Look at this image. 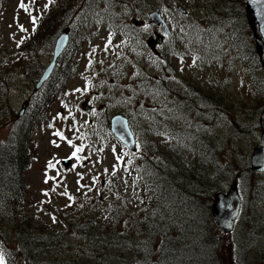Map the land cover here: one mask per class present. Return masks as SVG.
I'll list each match as a JSON object with an SVG mask.
<instances>
[{
	"label": "rangeland",
	"instance_id": "rangeland-1",
	"mask_svg": "<svg viewBox=\"0 0 264 264\" xmlns=\"http://www.w3.org/2000/svg\"><path fill=\"white\" fill-rule=\"evenodd\" d=\"M23 2L28 11L19 7L21 0H0V143L18 119L21 104L28 105L33 97L46 99L39 112L47 124L28 136L33 155L22 174L26 192L21 205L0 203V249H10V264H143L147 234L142 222L153 203L136 170L144 153L150 164L167 169L179 184L181 176H195L196 166L212 187L225 190L236 180L241 216L224 237L228 245L220 243L227 249L218 252L217 264H264V199L252 196L251 183L264 171L245 169L239 178L240 170H235L238 165L249 167L252 149L264 132V83L256 75L259 70L264 76V54L257 55L250 28L242 29V11H229V0H142L134 12H127L128 6L122 11L117 7L115 13H127L133 22L145 21L143 31L135 27L136 40L128 44L109 30L107 14L101 11L104 4L94 3L86 13L97 16L82 29L92 35L76 44L79 49L68 60L72 74L65 77V65L59 66L50 86L57 84L48 86L52 93L59 87L68 91L50 95L46 88L38 94L33 89L60 30L59 0ZM179 6L186 9L184 17ZM225 8L230 13L220 15ZM153 12L167 23L169 17V26L183 20L173 30L184 47L173 55L157 56L139 47L142 34L145 42L160 38L155 35L158 28L146 22ZM33 16L40 19L35 31ZM227 24L235 26L231 37L223 30ZM194 27L200 32L189 39ZM229 39L241 52L228 44ZM212 41V49L205 50ZM207 95L214 101L212 114L204 113ZM171 100L179 108L165 105ZM116 113L127 117L135 133V151H128L109 131L107 120ZM244 122L246 133L237 128ZM205 140L212 148L202 155L199 147ZM77 147L82 150L73 156ZM67 158L70 163L62 161ZM213 173L220 176L209 178ZM259 181L264 185V176ZM19 224L61 241L34 258L14 253L11 240ZM154 240L155 247L159 238ZM140 245L137 256L135 246Z\"/></svg>",
	"mask_w": 264,
	"mask_h": 264
},
{
	"label": "trees",
	"instance_id": "trees-1",
	"mask_svg": "<svg viewBox=\"0 0 264 264\" xmlns=\"http://www.w3.org/2000/svg\"><path fill=\"white\" fill-rule=\"evenodd\" d=\"M141 0H113L114 7H126L128 6L131 11H135L136 2L139 5ZM102 0H96L94 3H102ZM230 10L233 14L238 9L242 11V29L248 28V20L245 17V2L241 0L237 4L234 0H229ZM90 3L88 5H93ZM105 3V2H104ZM58 8V7H57ZM241 8H244V12ZM226 8L220 15L229 14L225 12ZM207 14H209L207 12ZM222 29V28H221ZM235 29L233 24L224 25V31L228 32V36L231 37ZM200 29L192 28L188 38H192L194 33H199ZM78 39H83L84 35L81 31H76ZM236 52H241L235 48V42L232 39L227 40ZM213 41L210 43L213 46ZM181 45L178 44L172 47L169 52L174 53ZM184 46V45H183ZM76 51L75 48L70 47L65 49L63 53V71L65 77L72 74V70L68 66V60H70L71 54ZM56 65L54 71L58 68ZM42 72V69L40 70ZM63 74V73H62ZM257 77L262 78L264 83V76L260 71L257 72ZM63 87H59L55 93L65 94ZM41 90L38 91V93ZM47 93H52L46 89ZM37 93V94H38ZM46 99L33 97L29 101V105L25 110V114L28 115L31 120V126L24 123H20L18 126H14L9 129L5 140L0 143V203L3 205L16 204L21 205V197L25 193V184L23 182L22 174L29 166L31 155L28 154L29 147H27L28 136L34 127L46 125L44 119L40 115V108ZM210 112L213 110L214 101L211 100ZM242 108L236 106V109ZM244 108V107H243ZM246 109V108H245ZM244 113V112H243ZM244 123H239L237 128H240L241 132L246 133ZM258 127L263 128L262 121H260ZM254 130V129H252ZM251 130V131H252ZM205 144L199 148L202 151V155H205L211 148L212 144L209 140H205ZM143 148V145H142ZM214 150L213 152H215ZM146 153L142 155L140 163L136 167L138 175L147 186L150 193L153 195V203L150 211H146L143 227L146 228V240L143 244L144 260L143 264H217L218 252L224 250L226 247L220 246V243L228 245L224 241V235L217 229L210 212L213 196L216 192L221 191V187L217 188L207 182V178L203 176L198 166L195 167V176L187 179L185 176H181V184L176 183L167 169H162L158 164H150L147 159ZM201 158V157H200ZM214 161V158H212ZM244 164V163H243ZM241 164V165H243ZM152 165V166H151ZM228 167L224 169L227 170ZM239 169V174H244V170L250 168L245 165L237 166L235 170ZM230 172V170H229ZM228 172V173H229ZM218 178L220 174L209 175V178ZM258 176V177H257ZM252 177L251 183L253 184L252 196L258 200L264 199V185L259 180L264 175H257ZM241 176L239 175V178ZM175 183V184H174ZM20 199V201H19ZM259 219L258 217H256ZM20 222V221H19ZM22 221L21 223H23ZM37 232V230H36ZM34 232L27 228L26 225H17L16 236L14 240H11L14 248V253L24 254L26 257L34 258L38 253H48L51 249L57 246L61 240L49 239L52 236L49 234L44 235L42 232ZM159 240L156 246H153L156 237ZM39 238V240H38ZM37 239V240H36ZM43 239V240H41ZM154 241V242H153ZM234 240H232V244ZM3 246L0 244V248ZM134 247V246H133ZM139 247L135 246L137 256L140 255ZM153 248V249H152ZM10 252V249L7 248ZM227 249V248H226ZM4 252L5 264L9 262V252ZM154 257L153 260H149L150 257ZM49 264V263H47Z\"/></svg>",
	"mask_w": 264,
	"mask_h": 264
},
{
	"label": "water",
	"instance_id": "water-1",
	"mask_svg": "<svg viewBox=\"0 0 264 264\" xmlns=\"http://www.w3.org/2000/svg\"><path fill=\"white\" fill-rule=\"evenodd\" d=\"M259 7V5L252 4L251 0H246V11L248 14L252 15L249 18V25L255 41V48L258 55H262V53H264V39L258 38L254 29L256 20L255 13ZM150 18L155 23H159L162 20L157 12H153V14L151 13ZM67 32L68 29H65L57 38L53 50V60L39 78L35 89H37L51 73L56 57L66 46ZM111 130L113 134L126 146L132 150L135 149L134 136L128 127L127 119L125 117L115 115L111 119ZM250 169L255 172L264 171V132L261 133L260 144L255 146L252 150V155L250 157ZM240 205L241 197L238 192L236 181H232L226 191H218L214 194L210 212L217 228L222 233H227L232 230L240 211Z\"/></svg>",
	"mask_w": 264,
	"mask_h": 264
},
{
	"label": "flooded vegetation",
	"instance_id": "flooded-vegetation-1",
	"mask_svg": "<svg viewBox=\"0 0 264 264\" xmlns=\"http://www.w3.org/2000/svg\"><path fill=\"white\" fill-rule=\"evenodd\" d=\"M96 0H59V5H58V17H59V32L62 29L68 28L69 29V39H68V43H73L76 41V36L77 34L74 32V30H81V27L83 29H88L89 28V24L91 23L92 25V20L93 18H95L97 16V14L95 13L94 16L93 15H88L86 13V11L89 9H92V6H89L88 4L90 3H94ZM104 1V8H101V11L108 17V20L111 19V16H113L115 19H117V27L116 29H119V31L125 32L126 35V43H133L135 42V39L137 36L134 35V33H131V37L132 39H130L128 33L126 32V30L131 27L132 30H134V27L138 28V31H143L140 28H145V21L141 20L140 24L137 26H132L134 24L133 21H131L130 15L127 13H115L114 12V4L113 1L111 0H102ZM180 9V10H179ZM178 10L180 11V13H182V17H184V14L186 13V9L185 8H181L180 6L178 7ZM168 23L170 24V20L169 17L167 19ZM177 21V22H175ZM171 23V33L170 34H165L163 33V27L161 25H155L156 28H158V33L157 34H162V41L161 43H155L152 42L150 45L147 44V41L145 42V38L144 35L142 34L141 37L138 39V43H139V47H141L142 50H145V48H147L148 50H153L155 51V54L157 56H161L164 55V52L168 51L169 49L172 48L173 45H178V38L181 37V35H177L176 32H174L173 30V25L175 23L180 24L183 20H175ZM97 24V21H95ZM131 22V23H130ZM143 22V23H142ZM151 23V22H149ZM153 24V23H151ZM112 29V25L109 26ZM123 31H122V30ZM58 32V33H59ZM91 35V32H89L88 36L86 38H88ZM150 39V37L148 38ZM147 39V40H148ZM181 45V44H180ZM183 46V45H181ZM138 47V48H139ZM184 47V46H183ZM140 49V48H139ZM159 49V50H158ZM62 58L61 60L59 59L58 62H56V64H59V66H62ZM166 100H168V98H166ZM160 103V102H159ZM161 104V103H160ZM162 105V104H161Z\"/></svg>",
	"mask_w": 264,
	"mask_h": 264
},
{
	"label": "snow or ice",
	"instance_id": "snow-or-ice-1",
	"mask_svg": "<svg viewBox=\"0 0 264 264\" xmlns=\"http://www.w3.org/2000/svg\"><path fill=\"white\" fill-rule=\"evenodd\" d=\"M51 2H52V0H49V3H51ZM251 3L260 6L256 10V13H255L256 20H255V24H254V29H255V33H256L257 37L260 39H264V0H251ZM19 7L24 9L25 11H28L27 5L24 4L23 0H21ZM45 7H47V5H45ZM31 19H32L33 25L35 26L36 21H37V17L33 16ZM20 29H21V31H26V29H24L23 25L20 26ZM33 31H35V27L33 28ZM77 91H79V89H77ZM55 134L57 136L62 137V133H60V132H56ZM68 143L71 144L72 142L69 140ZM81 150L82 149L80 147H77L76 150L72 153V155L76 156L77 153L80 152ZM77 158L79 159V157H77ZM48 166L53 167L54 165L50 161ZM69 199H71V197H69ZM53 221L55 222V217H53ZM0 264H5L4 251L2 249H0Z\"/></svg>",
	"mask_w": 264,
	"mask_h": 264
},
{
	"label": "bare ground",
	"instance_id": "bare-ground-1",
	"mask_svg": "<svg viewBox=\"0 0 264 264\" xmlns=\"http://www.w3.org/2000/svg\"><path fill=\"white\" fill-rule=\"evenodd\" d=\"M102 4H104V2H102ZM90 6V5H89ZM116 8L117 7H114V12H116L115 10H116ZM123 9H127L126 7H118V10H123ZM112 18H114L113 16H111V19H109V23H108V26H110V25H112V29L109 27V30L111 31V32H113V34H119V35H121V37H125V35H126V33L125 32H120L119 31V29H116V27H117V22H110V21H112ZM147 21H149L150 22V17H148L147 18V20H146V22ZM140 24V21H137V20H135V22H134V24L132 25L133 27L134 26H137V25H139ZM83 28L81 27V30H82ZM122 30V29H121ZM123 31V30H122ZM126 32L128 33V35H129V37H130V39H132V37H131V33H134V35L136 36V34H135V27H134V30H132V28L131 27H129L127 30H126ZM126 38V37H125ZM136 40V39H135ZM126 41H127V39H126ZM176 46V44L175 45H173L172 47H175ZM170 50V49H169ZM169 50L168 51H166V52H164V54L165 53H169V54H172V53H170L169 52ZM64 51L65 50H63L57 57H56V59H55V61H54V65H53V68H52V70L51 71H54V68L56 67V65H59V64H56V62H58V60L60 59L61 60V58H62V60H63V53H64ZM52 60H53V57H51V59H50V61H49V63L44 67V69L42 70V72H44L45 71V69L50 65V63L52 62ZM62 65H63V61H62ZM38 91L39 90H36V91H33V93L34 94H37L38 93ZM65 91H68L67 90V88H65L64 89V92ZM212 99H211V97L209 96V95H207V101H208V103H207V105L204 107V113H208V114H212L213 113V110L210 112V106H211V101ZM28 105H29V103H28ZM28 105H27V102L25 103V104H21V107H20V110L18 111V112H25V109L28 107ZM213 105V104H212ZM235 106H237L236 104L234 105V108H235ZM23 112V113H24ZM110 124H111V117L107 120V125H109V127H110ZM44 126H46V125H44ZM44 126H39V127H44ZM227 189H225V190H221V191H226Z\"/></svg>",
	"mask_w": 264,
	"mask_h": 264
}]
</instances>
